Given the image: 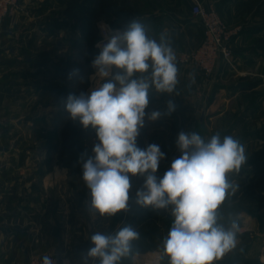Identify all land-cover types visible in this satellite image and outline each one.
<instances>
[{
	"label": "rangeland",
	"instance_id": "obj_1",
	"mask_svg": "<svg viewBox=\"0 0 264 264\" xmlns=\"http://www.w3.org/2000/svg\"><path fill=\"white\" fill-rule=\"evenodd\" d=\"M54 7L57 11L54 37H46L30 48V55H45L38 58L44 62H6L11 51L2 26L5 19L0 22V222L3 224L7 219L8 226L25 229L32 219L36 228V214L43 213L44 240H35V229L31 240L21 241L23 249L29 248L28 258L24 250H17L16 263L21 264H29L33 257L57 254V243L61 246L60 254L83 264V254L90 247L92 235L88 227L93 232L112 233L130 224L140 233L133 252L141 256L137 258L136 254V260L133 255L122 262L138 264L137 260L149 252L163 253V239L173 223L171 209L152 210L137 205L135 194L145 178L129 174L132 186L128 211L112 217L91 214L90 190L82 179L81 161L98 142L96 132L91 126L85 129L78 120H71L65 109L69 95L90 94L96 86L92 61L100 51L96 47L100 38L99 23L106 21L124 29L129 21L136 20V0H54ZM193 47L177 48L173 44L177 67L190 72L192 82L181 85L182 89L175 90L174 96L149 92L146 114L159 110L162 115L155 121L146 115L137 146L146 149L155 144L164 153L156 173L159 179L179 153L176 140L181 131H196L205 139L216 133L221 138L232 135L238 139L245 146L248 158L240 173L232 177L239 184V190L221 208L222 222L227 224L233 219H242L248 211L257 210L246 204L251 197L244 185L251 177L248 178L245 169L251 168L247 163L253 153L264 151V134L261 137L256 131L250 133L254 129L247 122V113L234 112L228 92L218 94L217 84L211 82L213 78H205L194 66L180 65V52L196 48ZM225 80L228 85L229 81ZM169 100L175 105L171 114H167ZM239 116L241 119L235 125V118ZM253 178L251 183L260 185L261 177ZM29 184L34 185L31 190L26 188ZM13 185L15 190L10 188ZM11 210L18 215L14 212L8 215ZM24 210L29 214L25 219ZM139 243L147 249L140 251ZM163 263L168 264L167 258Z\"/></svg>",
	"mask_w": 264,
	"mask_h": 264
},
{
	"label": "clouds",
	"instance_id": "obj_2",
	"mask_svg": "<svg viewBox=\"0 0 264 264\" xmlns=\"http://www.w3.org/2000/svg\"><path fill=\"white\" fill-rule=\"evenodd\" d=\"M92 61L96 86L90 94L69 95L65 109L83 128L95 129L97 141L82 159V179L90 190L88 210L112 217L129 209L130 176L144 177L136 191V204L153 209L171 206L173 223L163 239L161 259L168 264H215L237 249L239 224L222 222L221 208L238 190L232 177L246 164L245 146L232 135L219 133L205 139L196 131H181L176 145L181 155L174 159L162 178L157 177L164 158L159 146H137L145 117L155 121L159 110L146 114L149 92L174 96L179 83L176 53L169 35L159 39L146 26L131 20L123 31L107 34ZM194 82V77H193ZM175 110L167 101V114ZM139 231L124 224L115 232L95 231L83 264H122L138 252L133 244ZM42 264H54L42 257Z\"/></svg>",
	"mask_w": 264,
	"mask_h": 264
},
{
	"label": "crops",
	"instance_id": "obj_3",
	"mask_svg": "<svg viewBox=\"0 0 264 264\" xmlns=\"http://www.w3.org/2000/svg\"><path fill=\"white\" fill-rule=\"evenodd\" d=\"M193 1L136 0V20L146 26L148 34L153 38L159 39L164 33L171 37L172 45L175 44L177 48L188 45L197 47L204 39V27L191 13ZM200 1L206 8L216 9L228 25L239 28V32L234 35L231 42L230 63L221 61L215 69L211 82L217 84L215 86H218V94L228 92L229 100L234 104V112L247 113V122L251 123L249 125L254 129L250 133L256 131L262 137L264 134V0ZM20 4L22 9L6 17L2 23L4 36L11 51L6 62L10 64L35 62L38 58L45 57L42 54L30 55V48L34 44L38 45L40 40L55 35L57 11L54 9V0H21ZM13 53L18 54L12 55ZM44 61L41 59L38 62ZM191 76L190 72L180 69L176 90L182 89L181 85L192 82ZM225 79L229 81L228 85H225ZM240 119V116L235 118V125ZM247 165L251 167L245 169L248 178L251 179L246 180L248 183L244 186L249 190L251 199L246 204L248 208L257 210L248 211L245 217L237 220L239 224L237 249L215 264H222V260H228V264H264V151L253 153ZM256 175L261 177L260 185L251 183ZM33 186L29 184L26 188L31 190ZM10 188L15 190L14 185ZM258 192L260 195H257ZM24 211H26L25 219L29 214L28 210ZM13 212L18 215L15 210L8 211V215ZM3 217L8 216L3 215ZM36 218V228H33L34 220L31 218H28L31 220L28 221L29 225L25 229L8 226L7 219L3 224L0 222V264H21L16 263L17 250L20 249L24 250V255L28 258V246L23 249L24 246L20 243L23 240L26 242L31 240L35 236V229V240L43 242L44 226L41 224L44 220L43 213L37 212ZM88 229L89 233H94L92 228L88 227ZM56 245L61 247L59 243ZM20 255H23V251ZM137 256L141 255L137 254ZM134 258L136 260V254ZM122 264L127 263L122 262Z\"/></svg>",
	"mask_w": 264,
	"mask_h": 264
},
{
	"label": "built area",
	"instance_id": "obj_4",
	"mask_svg": "<svg viewBox=\"0 0 264 264\" xmlns=\"http://www.w3.org/2000/svg\"><path fill=\"white\" fill-rule=\"evenodd\" d=\"M20 1L0 0V22L21 10ZM191 13L201 21L204 27V39L196 48L181 51L178 61L180 65L196 67L205 78L212 79L215 69L221 61L230 63L232 59L231 42L234 35L239 32V28L230 27L216 9L206 8L200 0L193 1ZM117 29L124 30L120 26L101 21L99 23L100 38L96 47L100 50L99 46L105 42L107 34H111L112 31ZM145 255H149V257L138 259V264H164L163 259H161L162 252L154 251ZM47 256L53 259L54 264H77L66 254ZM42 257H33L29 264H42Z\"/></svg>",
	"mask_w": 264,
	"mask_h": 264
},
{
	"label": "water",
	"instance_id": "obj_5",
	"mask_svg": "<svg viewBox=\"0 0 264 264\" xmlns=\"http://www.w3.org/2000/svg\"><path fill=\"white\" fill-rule=\"evenodd\" d=\"M181 155V152L179 151L178 155L176 156V158H178L179 156ZM175 158V159H176ZM147 209H152V210H164V211H167L168 209H171V206H169L167 209H153L151 206L149 207H145ZM61 253V250H60V247H58L57 249V254H60Z\"/></svg>",
	"mask_w": 264,
	"mask_h": 264
},
{
	"label": "trees",
	"instance_id": "obj_6",
	"mask_svg": "<svg viewBox=\"0 0 264 264\" xmlns=\"http://www.w3.org/2000/svg\"><path fill=\"white\" fill-rule=\"evenodd\" d=\"M141 244H142V245H141ZM139 245L141 246V247H140V251L143 252V251H145V250L147 249V247H146L143 243H139ZM139 245H138V246H139ZM135 247H136V246H135ZM133 248H134V246H133ZM133 251H134V249H133ZM163 261H164V259H163ZM222 262H223L222 264H228V260H226V261L222 260Z\"/></svg>",
	"mask_w": 264,
	"mask_h": 264
},
{
	"label": "bare ground",
	"instance_id": "obj_7",
	"mask_svg": "<svg viewBox=\"0 0 264 264\" xmlns=\"http://www.w3.org/2000/svg\"><path fill=\"white\" fill-rule=\"evenodd\" d=\"M139 256H137V258H138ZM144 257H149V255H146V256H144ZM144 257H141V258H144Z\"/></svg>",
	"mask_w": 264,
	"mask_h": 264
}]
</instances>
